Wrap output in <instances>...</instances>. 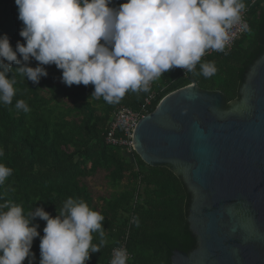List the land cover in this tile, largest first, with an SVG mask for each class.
<instances>
[{
	"label": "trees",
	"instance_id": "trees-1",
	"mask_svg": "<svg viewBox=\"0 0 264 264\" xmlns=\"http://www.w3.org/2000/svg\"><path fill=\"white\" fill-rule=\"evenodd\" d=\"M126 0H112L118 7ZM248 31L230 50L205 55L203 61L215 63L217 72L208 78L175 68L150 84L149 92H128L118 104L91 97L94 86L65 85L62 70L55 64L42 65L47 72L37 83L21 77L18 69L36 67L17 54L20 63H10L8 78L15 77L16 94L12 103H0V163L12 169L0 185V203L10 200L22 205L25 213L37 207L55 217L63 202L71 197L83 199L104 217L106 244L90 253L85 264H108L112 249L123 245L128 264H170L173 251L189 254L197 242L189 231L187 217L191 195L180 177L169 167H149L135 153L105 143L112 114L119 108L139 113L145 100L152 97L144 115L154 112L168 94L194 81L201 92H218L223 102H236L246 73L264 55V0H245ZM14 0H0V35L9 37L15 50L22 21L18 20ZM17 100H24L30 111L18 110ZM99 178V179H97ZM97 180V181H96ZM96 182V183H95ZM104 187V193L96 191ZM138 218L139 226L133 222ZM45 221L36 217L32 225L43 236ZM31 226V225H30ZM93 243L99 242L93 234ZM39 236L31 251L33 264H39ZM26 258L22 264H28Z\"/></svg>",
	"mask_w": 264,
	"mask_h": 264
},
{
	"label": "clouds",
	"instance_id": "clouds-1",
	"mask_svg": "<svg viewBox=\"0 0 264 264\" xmlns=\"http://www.w3.org/2000/svg\"><path fill=\"white\" fill-rule=\"evenodd\" d=\"M22 21L15 50L9 37L0 35V103L9 105L16 94L15 77L8 78L17 54L36 67L18 69L21 77L37 83L55 64L67 85L92 84L91 97L118 104L128 92H149L162 74L180 68L194 73L199 65L205 78L217 72L214 62L203 61L209 50L225 52L238 25L247 29L245 0H126L118 7L112 0H14ZM239 30V29H238ZM15 107L30 111L24 100ZM4 151L0 148V156ZM12 169L0 163V185ZM36 217L45 221L43 236ZM105 217L83 199L67 198L55 217L37 207L25 213L22 205L0 203V264H33L34 238H40L39 264H85L90 253L106 244ZM139 226V220L133 217ZM31 225V226H30ZM99 242L93 243V234ZM124 247L112 250L109 264H128Z\"/></svg>",
	"mask_w": 264,
	"mask_h": 264
},
{
	"label": "water",
	"instance_id": "water-1",
	"mask_svg": "<svg viewBox=\"0 0 264 264\" xmlns=\"http://www.w3.org/2000/svg\"><path fill=\"white\" fill-rule=\"evenodd\" d=\"M239 95L227 111L220 93L190 81L135 128V155L169 167L191 195L187 223L197 246L173 251L170 264H264V55Z\"/></svg>",
	"mask_w": 264,
	"mask_h": 264
},
{
	"label": "built area",
	"instance_id": "built-area-1",
	"mask_svg": "<svg viewBox=\"0 0 264 264\" xmlns=\"http://www.w3.org/2000/svg\"><path fill=\"white\" fill-rule=\"evenodd\" d=\"M246 12L243 13V21L246 23ZM247 24V23H246ZM239 29V30H238ZM235 32L234 38L231 40L229 46L226 47V51L230 50L233 44L248 31V24L247 29H242L238 25L236 28L232 30ZM223 52H217V51H211L205 53V55H211V54H220ZM204 55V56H205ZM150 100H152V97L145 100L144 106L141 107L139 113H134L126 108H119L117 109L111 117V121L108 124V128L105 135V143L108 146L121 148L125 150L127 154L134 153V143H133V135L135 128L138 124V122L146 115H144V110L146 106L149 105ZM119 247H124L123 245ZM118 248V247H116ZM125 248V247H124ZM113 250V249H112ZM112 251L110 254L109 261L111 259ZM108 261V264H109Z\"/></svg>",
	"mask_w": 264,
	"mask_h": 264
},
{
	"label": "flooded vegetation",
	"instance_id": "flooded-vegetation-1",
	"mask_svg": "<svg viewBox=\"0 0 264 264\" xmlns=\"http://www.w3.org/2000/svg\"><path fill=\"white\" fill-rule=\"evenodd\" d=\"M240 98L236 101V102H233L230 106H229V104H227V107L225 106V104H224V109L225 110H227V111H229L232 107H234V106H236V105H239V103H240Z\"/></svg>",
	"mask_w": 264,
	"mask_h": 264
},
{
	"label": "rangeland",
	"instance_id": "rangeland-1",
	"mask_svg": "<svg viewBox=\"0 0 264 264\" xmlns=\"http://www.w3.org/2000/svg\"><path fill=\"white\" fill-rule=\"evenodd\" d=\"M97 179H99V178H97ZM96 181H97V180H96ZM95 183H96V182H95ZM104 190H105V189H104V187H102V186H101V187L98 186V187L96 188V191L100 192L101 194L104 193V192H106V191H104Z\"/></svg>",
	"mask_w": 264,
	"mask_h": 264
}]
</instances>
